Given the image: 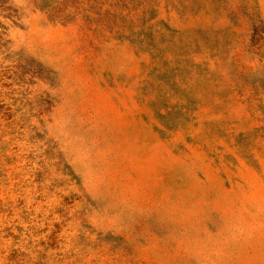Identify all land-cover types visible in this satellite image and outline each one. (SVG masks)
<instances>
[{"label": "rangeland", "instance_id": "obj_1", "mask_svg": "<svg viewBox=\"0 0 264 264\" xmlns=\"http://www.w3.org/2000/svg\"><path fill=\"white\" fill-rule=\"evenodd\" d=\"M0 264H264V0H0Z\"/></svg>", "mask_w": 264, "mask_h": 264}]
</instances>
